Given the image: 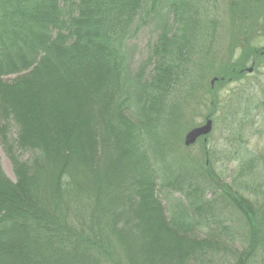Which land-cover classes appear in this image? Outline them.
Returning <instances> with one entry per match:
<instances>
[{"label":"trees","instance_id":"1","mask_svg":"<svg viewBox=\"0 0 264 264\" xmlns=\"http://www.w3.org/2000/svg\"><path fill=\"white\" fill-rule=\"evenodd\" d=\"M253 1H233L227 60L213 49L216 0H0V144L13 171L0 161V264H264V188L238 192L255 168L240 131L222 147L207 145L189 172L171 171L175 181H161L181 197L168 196L181 204L171 219L156 179L165 166L157 175L139 169L142 147L169 164L177 145L180 163L190 161L168 127L191 106L197 65L216 62L213 82L223 83L262 63L264 45L254 41L264 37V0ZM146 27L156 37L133 72L125 50ZM218 104L204 115L209 134ZM224 152L235 161L231 182L214 168L212 156ZM226 212L242 231L223 221Z\"/></svg>","mask_w":264,"mask_h":264},{"label":"rangeland","instance_id":"2","mask_svg":"<svg viewBox=\"0 0 264 264\" xmlns=\"http://www.w3.org/2000/svg\"><path fill=\"white\" fill-rule=\"evenodd\" d=\"M234 0H216L217 4V19L219 20L220 24V30L218 31L219 39L213 44V49L217 50L225 59H229V56L231 55L230 50H232V47L230 46V40H231V30H230V23H231V7ZM253 2H258L254 0ZM259 26H264V17H260L258 19ZM257 28V26H256ZM259 29V28H258ZM230 30V31H229ZM156 37L155 32L149 27L144 28L139 34L135 36V39L130 41V47L132 50H125L126 56H130L129 63L131 66V70L134 72L141 61L143 59H146L148 55V45L152 42V40ZM254 44L257 46H263L264 45V37H259L254 41ZM235 56H238V53L235 54ZM214 65V64H213ZM215 67L208 68L207 64L205 65H197L196 75L194 74V77H197L198 85L197 90H195V93H193L194 97L192 100H189L191 103V106L188 104L187 107L182 112H176L173 121L170 124L169 128V137L173 140L175 138V134L179 135L180 144L186 151L189 153L188 159L190 160L188 163H180L181 160H183L184 156L181 154H177V152L182 151L181 148H179L177 145L172 146L171 149H173L174 152V160L169 161V164L160 159L159 155H156L157 158L154 159L151 151L148 147H142V150H140V153L144 157V163L139 167L141 168H149L152 172L153 169H156V175L159 173L158 165L161 163L162 166H165L163 170V176L156 177L157 179V186H158V196L160 200L162 201L164 205L165 212L167 214L168 218H173L175 216V212L179 214L181 210L179 205L174 204L175 198L172 197H178L180 194L178 193H170L168 191H165L160 187L162 185L161 181L165 179L167 180H173V176L171 175V171H175L178 173V171L186 173L189 172L191 168L194 166L197 167L194 163L197 161H192L196 157H202V151L206 148L207 145L212 146H221L226 145L228 143H231L234 139L235 134L239 132L241 139L243 143L241 144L243 150V155L247 158V161L250 159H254V171L249 173L247 172L245 177L242 178L244 182L239 184V193L243 194L244 196L248 195L250 192V189L252 187L257 186L258 184H261L264 188V177L262 176V173H264V159L262 158H256V156L259 153L260 147L264 144V106L260 104L264 98V57L262 63L259 65L257 70L253 68V66L249 63L246 68V77L244 79L238 78L236 80L228 81L223 80L220 83L219 81L213 82V74L216 72V62ZM151 67V63L147 65V70H149ZM203 67V68H202ZM206 67V68H204ZM251 69V70H249ZM146 70V72H148ZM212 71V72H211ZM211 72V73H210ZM220 83V84H219ZM135 85V80L132 81V86ZM213 87L212 89V95L207 92V89L209 86ZM202 100V101H201ZM219 102L218 106L220 109L217 111V123L216 125L213 122V130L212 133L208 136H205L198 139L199 141L192 144L190 147L187 148V146H184V136L187 131H189L191 128L200 126L205 123L207 119L210 118H204V115L209 114V110H212V107H214V104ZM71 105H76V100L72 99ZM246 106H249V109L252 110V117L254 119L253 122L249 120V116H247L245 109ZM261 106V107H260ZM262 108V110H261ZM246 113V114H245ZM182 114V116L180 115ZM216 117V114L212 115ZM242 116H245V122L248 123L245 125V129H242V127H239V123H237L236 119L241 118ZM243 119V118H241ZM211 120V119H210ZM213 120V119H212ZM163 125L165 127V123L163 122ZM161 124V127L163 126ZM215 125V126H214ZM182 128V129H181ZM232 131V133H230ZM259 146V148H258ZM160 151L162 152L163 146H161ZM139 151V150H138ZM228 152V151H227ZM220 153L219 155H216L217 158H219V161H215L216 157H213V163L215 164V169L217 171L226 170L227 176V182L232 181L231 173H234V164L235 161H230L229 163L226 162V157L224 156L225 153ZM249 153V154H248ZM118 156V155H117ZM115 156V159H118L119 156ZM117 157V158H116ZM171 157V156H170ZM180 157V158H179ZM185 159V158H184ZM218 160V159H217ZM0 161L2 168L4 172L9 176L13 177V171H12V165L10 160L8 159V156L3 151V148L0 144ZM122 159H120L117 162H121ZM115 162V163H117ZM122 163V162H121ZM217 166V168H216ZM233 168V169H232ZM246 168V167H245ZM223 172V171H222ZM220 172V174H224ZM243 187V188H242ZM211 191H207L205 193L206 197L211 196ZM169 195H172V197H168ZM175 195V196H174ZM262 204H264V196H261ZM182 205L184 204V199L181 200ZM218 203H214L215 206H217ZM176 205V206H175ZM264 206V205H263ZM224 218V222L227 224H233L234 229H241L242 231V225L241 221L238 219V217L232 215V213L226 212L224 214L219 213ZM264 218V217H263ZM235 223V224H234ZM197 236L202 237L205 233L203 231H199L198 228L193 229ZM233 232H235L233 230ZM235 236L237 240L239 241V238H241V234H237L235 232ZM240 242V241H239ZM236 246H240V243L235 242Z\"/></svg>","mask_w":264,"mask_h":264},{"label":"water","instance_id":"3","mask_svg":"<svg viewBox=\"0 0 264 264\" xmlns=\"http://www.w3.org/2000/svg\"><path fill=\"white\" fill-rule=\"evenodd\" d=\"M210 130H211V121L207 120L205 124L198 127H194L191 130H189L185 135L184 143L186 145L193 144L198 137L209 133Z\"/></svg>","mask_w":264,"mask_h":264}]
</instances>
